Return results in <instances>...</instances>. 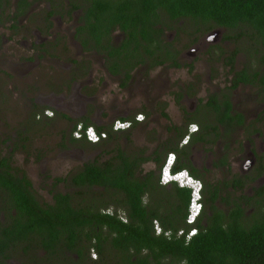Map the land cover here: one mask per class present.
<instances>
[{"label": "trees", "instance_id": "16d2710c", "mask_svg": "<svg viewBox=\"0 0 264 264\" xmlns=\"http://www.w3.org/2000/svg\"><path fill=\"white\" fill-rule=\"evenodd\" d=\"M80 1L81 4L72 3V9L82 7L79 17L82 24L76 28L74 37L84 47L92 42L94 46L105 48L110 55L122 49L123 62L130 67L137 64H147L148 68L164 64L181 67L179 50L164 37L167 29H172L171 25L178 20L188 19L192 30L176 28L177 35L184 33L196 37L221 28L228 31L223 41L235 40L237 46L246 38L250 44L243 49L249 61L235 70L238 49H232L224 63L231 73L230 85L219 94H209L206 105L213 112L226 114L232 109L231 91L238 85L255 87L264 103V0ZM21 3L26 4V0H20L19 5ZM23 4L18 7L19 11ZM51 14L52 11L48 12L49 16ZM113 31L123 34L119 44L112 41ZM40 113L38 110L33 115ZM163 115L166 117L165 113ZM222 117L218 115L217 119L221 124L235 119L230 115ZM236 119L243 124L241 115ZM78 122L92 125L88 118L75 121L68 142L77 147L95 149L120 133L113 132L108 125L97 126L98 132H107V138L92 144L72 136ZM263 131L264 109L255 119V132L261 134ZM160 147L159 144L149 156L127 155L120 148L103 150L105 154L112 153L106 160L99 162L95 157L84 162L69 177L54 178L55 183L70 182V186H75L81 203H76L70 193L56 189L49 191L52 202H44L37 197L25 173L11 165L15 149L9 155L0 156V199H4L5 204L7 200L11 202L8 209L4 206L8 216L12 217V209L16 211L11 224L4 226L0 220V264H7L11 254L17 253L19 248L23 254L28 250L33 254L42 250L43 257L39 261H46V264L71 262V254L82 263L85 256L90 259V249L99 256L95 262L102 264H264V183L254 188L257 206L254 205L250 215H245L238 204L227 214L208 216L211 219L204 226L199 214L194 224L196 233L186 241V231L191 228L185 223L190 190L176 184L160 185L154 171L134 177L131 168L137 160H153L159 168ZM167 150L177 153L174 171L187 168L200 179L197 171L184 161L186 151L179 150L177 145L165 144ZM263 174L264 160L262 162L261 158L256 177ZM154 220L170 234H155ZM179 229L184 233L177 236ZM31 260L37 261L35 256Z\"/></svg>", "mask_w": 264, "mask_h": 264}, {"label": "rangeland", "instance_id": "374dc122", "mask_svg": "<svg viewBox=\"0 0 264 264\" xmlns=\"http://www.w3.org/2000/svg\"><path fill=\"white\" fill-rule=\"evenodd\" d=\"M61 1L65 5L68 0ZM56 2L58 0L35 5L28 18L18 19L17 30L14 31V34L9 27L10 22H6L3 26L0 25V37L4 41L0 45V156L9 155L15 149L14 153L11 154V164L25 173L38 198L51 203L49 191L56 189L60 192L70 193L76 203H81L75 186H70V182L55 183L54 178L69 177L71 172L78 170L84 162L92 161L95 157L99 162L106 160L112 153L105 154L103 150L120 148L127 155L149 156L157 147V137H160L159 140L167 137L172 138V132L169 133L166 128L173 121H179L180 111L169 101L170 98L166 95L165 98L169 99L167 101L170 104L166 109L168 119L162 115L155 117L154 120L145 119V121L134 126L139 125L133 133H126L125 131L118 133V135L115 133L112 140L107 139V141L105 139L106 142L95 149L70 145L68 139L75 121L84 116H89L95 108L99 110L103 107H117L119 105L118 100L125 102L126 92L120 87L118 78L110 77L106 73L101 74L100 81H98L99 71L94 67L95 70L90 78L93 79L92 84L95 88L94 95L96 97L90 103H86L84 107L86 111L82 114L71 115L62 110L55 100L48 95L46 96V86L49 82L53 88L59 81L60 85L69 83L71 78L69 72L74 66H67L66 64L69 63L67 60L72 58L71 54L64 53L65 51L56 53L57 50H52L51 55L53 56L50 58L51 55L43 52V49L49 50L46 44L41 48L38 46L39 43H46L44 39L46 38L48 42L57 39L60 47L61 44H64L67 48L72 49L78 45L71 39L74 22L71 18L69 21L65 18H58V13L53 16L54 27L50 34L43 33V25L39 22L40 17L46 14L50 6L57 8ZM48 3L51 5L49 6ZM171 26L172 29H167L165 32V39L167 42H171L173 48L179 50L181 63H189L194 66L195 77L201 81V91L191 98L192 100L196 99L197 96L201 97V100H205L210 92L218 93L219 91L221 93L229 85L231 73L224 63L232 49H238L234 59L235 70L240 69L250 59L243 49L250 44L246 38H242L237 46L234 43L235 40L223 41L222 37L228 34V31L221 28H214L220 29L214 40H207V33L196 37L184 33L177 35L176 28L192 30L191 22L188 19L178 20ZM38 29L41 31L39 32ZM214 44H219V47H214ZM192 50L191 54H187ZM248 52L251 53L252 51L249 50ZM40 56L42 57L39 59ZM98 61L96 60L94 63ZM47 68L50 71L45 70ZM142 68L143 66H139L132 71L134 75L136 73L143 74L139 77L141 80L146 78L142 72L145 70ZM147 75L149 79L159 75L161 82L169 81L170 78H186L187 81L194 78L186 68L177 70L167 64L151 68ZM138 97L136 101L140 100ZM230 97L234 101L239 100L235 103L237 108L246 110L252 116L251 118H257L264 109V103L261 102V98L257 95V89L253 86H240L234 92L232 91ZM183 105L186 106L187 104ZM261 105L263 106L261 107ZM38 110H41V113L39 116H34L33 114ZM44 112L49 116L44 115ZM61 113L68 116L62 117ZM92 120L98 124H102V122L108 126L111 124L107 119L105 121L99 118ZM157 132L160 134L158 135ZM252 140L257 167L260 159L262 158V162L264 160V131L261 134L253 135ZM140 166L142 172L154 171V175H158V165L153 160L144 161L143 165L139 164L137 169ZM259 183L256 182V186ZM94 189L101 190L96 187ZM107 202L111 203L109 199ZM255 206H257L256 201ZM94 253L96 252L90 249V259L85 256L86 259L82 263L78 261L79 258L77 259L75 254H71V262L64 264H102L95 262L99 260V256L96 254L95 257ZM34 256L37 261L31 260ZM40 257H43L42 250H36L35 254L28 250L26 254H23L19 248L17 253L11 254L7 264H46V261H39Z\"/></svg>", "mask_w": 264, "mask_h": 264}, {"label": "flooded vegetation", "instance_id": "af4514ba", "mask_svg": "<svg viewBox=\"0 0 264 264\" xmlns=\"http://www.w3.org/2000/svg\"><path fill=\"white\" fill-rule=\"evenodd\" d=\"M51 1L54 2V0H26V4L21 3V5L23 4L24 6L19 11L18 7L21 6L19 5L20 0H0V25L3 26L6 22H10L9 27L14 34V31L17 30L18 19L28 18L35 5ZM61 2V0H58V2L55 3L57 8L51 7V3H48L50 9L46 14H43L39 20L43 25L42 31L44 34H50L54 27L52 19L56 13H58L57 17L60 19L65 18L69 21L71 18L74 22L71 39L78 45H75L72 49L67 48L64 44H61L60 47L57 39L48 42L46 38H44L46 43H39L38 46H41V48L46 44L49 50L43 49V52L48 53V55H51L52 50H57L56 53L65 51L64 53L71 54L72 58L68 59L67 61L69 63L66 64L67 66H74L69 72L71 76L69 80L70 84L60 85L59 81L56 87L53 88L49 82L46 86V96L48 95V97L55 100L62 110H65L71 115L76 113H78V115L82 114L86 111L84 108L86 103H90V101L94 100V97H96L94 95L95 88H93L94 85L92 84L93 79L90 78L95 70L94 67L99 71L98 81H100V75L103 73H106L110 77L118 78L120 87L126 92L125 102L118 100L117 103L120 106H109L110 108L103 107L99 108V110L95 108L94 112L89 114L90 117H79L80 119L88 118L95 120V118H99L104 121L107 119L109 123H112L115 119L135 116L137 113H141L144 116L141 122L145 121V119L154 120L155 117L161 115L163 117V113L166 114L164 118L168 119L166 109L170 104L167 101L169 99L165 98V96L168 95L170 98L169 101L180 111V117L178 122L173 121L170 126L166 128L167 131L169 130V133L172 132V138L167 137L159 140L160 137H157L156 146H159V144L161 145L158 149L159 155L161 156L160 164L164 159L165 153L171 151H165V144L168 146L177 145L179 150L187 152V157L184 161L197 171L202 182V209L200 214L202 215V224L204 226H206L207 221L211 219L208 218V216H211L213 213L227 214L232 207L238 204L241 206L245 215H250L255 205L254 188L256 187V182H260L259 185L264 182L263 175L258 178L256 177V156L253 150L252 140V136L257 135L255 132L256 117L251 118L252 116L248 114L246 110L237 108L235 103L239 102V100L234 101L231 97L230 102L232 103V109L226 114L225 112L216 113L208 109L206 104L209 95L206 96L205 100H201L199 96L192 100L191 98L195 97L196 94L201 91L202 85L200 79L195 77L194 66L191 64V66H189V63H186V65L182 63L183 65H181V67L173 68L177 70L186 68L187 71L191 72L194 78L188 81L186 78H170L169 81L163 80L165 82H161L159 75H157L156 78H148L147 73L151 68H148L147 64H137L133 67H130L131 65L129 64H124V53L122 49L110 55L106 52L105 48L94 46L92 42H89L88 47H84L81 45L78 38L74 37L76 28L82 24V22L79 21L82 7L72 9L73 2L75 3L74 5H76L81 4V1L68 0L65 5ZM50 11H52V14L49 16L48 12ZM15 13L18 15L14 16ZM92 19L93 18H91V20ZM13 25H15V27H12ZM38 30L39 32L41 31L40 29ZM111 36L112 41L115 44H119L123 34L119 31H113ZM3 42L2 37H0V45ZM110 51L111 50H109V52ZM192 52L193 50L187 54H191ZM52 56L53 55H51L50 58ZM41 57L42 56L38 58L40 59ZM96 60L99 61L94 63ZM139 66H143L142 69L145 70L142 71L146 77L143 80L139 79L143 74H132V71ZM190 67L192 68L190 69ZM45 70L50 71L49 68ZM42 75L45 76L44 74ZM240 86L243 85H238V87ZM121 88L119 89L122 90ZM234 90L232 91L234 92ZM211 93L214 92H210V94ZM135 96L140 98V100L136 101L137 97ZM185 103L187 104L186 106L183 105ZM262 106L263 105H261V107ZM52 109L55 110L54 108ZM44 115L48 114L44 112ZM218 115L223 116L221 119L225 118V115L234 116L235 119L230 121L229 124H221L220 121H217ZM238 115H241L243 118L242 125L239 124L236 119ZM61 116L66 117L68 115L64 116V114L61 113ZM135 125L136 124H133L126 133H133L134 130L136 131L139 125L134 127ZM192 125L195 126L194 131H191ZM214 126H217V128L214 129ZM189 133L191 134L188 140L183 142V138ZM157 134L159 135L160 133L157 132ZM197 138H201L202 141ZM139 164L143 165V161L137 160V162L131 165V168L134 169V177L137 178L145 175L141 170V166L137 169ZM157 169L159 171L158 167ZM44 202L47 201L44 200ZM4 206L8 209L11 206V202L9 203L7 200L5 204L4 199H0V220L2 225L5 226V224L8 225L12 223L11 218L16 215V211L12 209V217H10L6 214V210L4 211Z\"/></svg>", "mask_w": 264, "mask_h": 264}, {"label": "built area", "instance_id": "2783aa9c", "mask_svg": "<svg viewBox=\"0 0 264 264\" xmlns=\"http://www.w3.org/2000/svg\"><path fill=\"white\" fill-rule=\"evenodd\" d=\"M137 120H142L143 116L141 114H137L135 117ZM131 125V122L128 120H114L112 123V129L114 131L118 130H124L127 129ZM195 127V126H193ZM72 136L75 139H84L90 143H98L105 139L107 137V133L105 131L97 132L93 126L90 125H83L81 122H78L75 126V129L72 131ZM174 160V154L168 153L166 155V159L164 162V165L162 167V170L160 172L159 182L162 185L168 184L171 180H176L180 186L186 185L191 186V202L189 204V209L186 217V222L188 224H193L196 220V218L199 215V211L201 208V204L198 201L199 197V190L201 183L198 179H195L194 177L187 174L184 170L172 172L170 169V164ZM161 227L159 225H155V232L160 233ZM195 229L191 228L187 233V238L192 236L195 233ZM183 231L179 230L178 235H180ZM170 234L169 231H166L164 235L168 236Z\"/></svg>", "mask_w": 264, "mask_h": 264}, {"label": "clouds", "instance_id": "9594fccd", "mask_svg": "<svg viewBox=\"0 0 264 264\" xmlns=\"http://www.w3.org/2000/svg\"><path fill=\"white\" fill-rule=\"evenodd\" d=\"M215 30H218L219 32H220V29H214L213 31H215ZM212 32V31H211ZM211 32H209V33H211ZM209 33H207V35L209 34ZM137 114H141V113H137ZM136 114V115H137ZM136 115L134 116V118H133V120H131V119H121V118H118L119 120H128V121H130L131 122V125L127 128V129H124V130H118V131H114L113 129H112V123L114 122V120L112 121V123H111V125H110V128H111V130L113 131V132H126L133 124H135L136 122H138V123H140L142 120H143V118H144V116H143V114H141L142 116H143V118H142V120H137L135 117H136ZM115 120H117V119H115ZM82 123V122H81ZM83 124V123H82ZM84 125V124H83ZM85 126H87V125H85ZM90 126H93V125H90ZM194 125H192V127H191V131H194V128L195 127H193ZM93 128L95 129V127L93 126ZM96 130V129H95ZM97 131V130H96ZM102 131H104V130H102ZM98 132V131H97ZM106 132V131H105ZM107 133V132H106ZM190 134L191 133H189V134H187L184 138H183V142H185L186 140H188V138H189V136H190ZM107 138V137H106ZM105 138V139H106ZM105 139H103V140H105ZM84 140V139H83ZM102 140V141H103ZM86 141V140H85ZM102 141H100V142H102ZM88 142V141H87ZM90 143V142H89ZM99 143V142H98ZM92 144H96V143H92ZM173 153L174 154V160H173V162L170 164V169H171V171L172 172H177V171H182V170H184L187 174H189L190 176H192V177H194L190 172H189V170L187 169V168H182V169H180V170H176V171H174L173 170V167H174V165H175V163H176V161H177V153L175 152V151H173V150H171V151H168V152H166L165 153V155H164V159H163V161L161 162V164H160V167H159V171H158V182H159V177H160V172H161V170H162V167H163V165H164V162H165V159H166V155L168 154V153ZM195 179H198L199 181H200V183H201V186H200V190H199V197L197 198L198 199V201H199V203L201 204V208H200V211H199V214H200V212H201V209H202V203H201V188H202V182H201V180L199 179V178H196V177H194ZM159 184L160 185H162L160 182H159ZM170 184H176L178 187H180V188H187V189H189L190 190V200H189V204H190V202H191V186H186V185H184V186H180L179 184H178V182L176 181V180H171V181H169L168 182V184H165V185H163V186H166V185H170ZM189 204H188V208H187V213H188V209H189ZM199 216V215H198ZM186 217H187V214H186ZM186 217H185V223L187 224V225H189V227H191V228H194L195 230L197 229V228H195L194 227V224H195V222L197 221V218H196V220H195V222L193 223V224H188L187 222H186ZM124 219V218H123ZM125 220V219H124ZM155 225H159V223H158V221L157 220H154L153 221V228H154V232H155ZM160 226V225H159ZM161 227V226H160ZM191 228H189V230L191 229ZM161 230H162V228H161ZM179 230H182L183 232L180 234V235H182L183 233H184V230L183 229H179ZM178 230V231H179ZM189 230H187L186 231V234H185V240L187 241V240H189L190 239V237H192L195 233H196V231H195V233L192 235V236H190L189 238H187V233H188V231ZM178 231H177V233H178ZM165 233L163 230L160 232V233ZM160 233H156L155 232V234H160ZM176 233V235L177 236H180V235H178ZM94 255H95V257H96V253H94Z\"/></svg>", "mask_w": 264, "mask_h": 264}, {"label": "crops", "instance_id": "0c3cea01", "mask_svg": "<svg viewBox=\"0 0 264 264\" xmlns=\"http://www.w3.org/2000/svg\"><path fill=\"white\" fill-rule=\"evenodd\" d=\"M133 118H134V116H128V117H123V118H121V119H131V120H133ZM91 121H92V125L94 126V127H100V126H105V124L102 122V124H98L96 121H93L92 119H90ZM135 124H138V122H136Z\"/></svg>", "mask_w": 264, "mask_h": 264}, {"label": "water", "instance_id": "95a60500", "mask_svg": "<svg viewBox=\"0 0 264 264\" xmlns=\"http://www.w3.org/2000/svg\"><path fill=\"white\" fill-rule=\"evenodd\" d=\"M218 33H219L218 30L212 31L211 33H209V34L207 35V39H208V40H214L215 35L218 34Z\"/></svg>", "mask_w": 264, "mask_h": 264}]
</instances>
